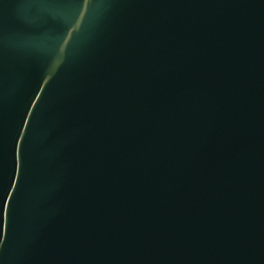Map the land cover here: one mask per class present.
<instances>
[{
  "label": "water",
  "instance_id": "1",
  "mask_svg": "<svg viewBox=\"0 0 264 264\" xmlns=\"http://www.w3.org/2000/svg\"><path fill=\"white\" fill-rule=\"evenodd\" d=\"M0 264H264V0H0Z\"/></svg>",
  "mask_w": 264,
  "mask_h": 264
}]
</instances>
